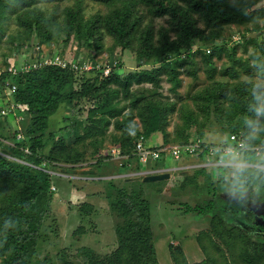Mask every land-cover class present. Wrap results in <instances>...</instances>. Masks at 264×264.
I'll list each match as a JSON object with an SVG mask.
<instances>
[{"label":"rangeland","instance_id":"rangeland-1","mask_svg":"<svg viewBox=\"0 0 264 264\" xmlns=\"http://www.w3.org/2000/svg\"><path fill=\"white\" fill-rule=\"evenodd\" d=\"M174 2L185 6L180 1ZM245 2L253 11L250 20L207 29L203 17L196 14L197 25L206 28L204 36H209L210 41L195 39V54L179 57L172 53L159 60L152 52L179 38L171 16L159 14L160 0H69L49 5L42 0L40 7L45 4L43 9L57 13L52 40L24 29L12 18L6 22L0 31L3 70L12 64L25 65V72L48 65L70 68L74 71L73 87L78 92L74 100L62 102L49 118L44 133L46 147L40 153L46 155L48 172L56 174L52 188L57 190L45 210L29 264H87L81 256L84 250H92L101 257L117 250L121 237L118 229L129 222L138 223L135 216L127 221L112 210L110 201L119 199L121 191L112 190L105 181H95L92 185L101 186V190L95 187L88 194L89 188L80 186L83 182L73 181L78 177L103 176L106 180L113 179L127 192L137 189L150 201L152 222L148 229L153 233L160 264H174L170 247L172 251L182 247L190 263L264 264L260 249L264 226L259 222L262 211L264 216V204L243 207L231 201L222 190L219 174L209 166L222 140L240 138L241 119L251 99L250 89L257 79L264 78V0ZM78 5L87 36L82 32H73L70 39L64 34L59 36L58 27L65 31L66 10ZM110 17L117 21L127 19L128 28L136 23L133 47L125 48L110 29L102 28L98 34L97 28L90 24L96 18L103 23ZM215 34L219 37L211 40ZM84 63H95L94 68L110 64L109 78L84 71L81 68ZM95 80L100 90L86 92ZM106 89L110 91L112 104L122 112L99 125L95 119L101 120V114L91 111L102 105L105 97H110L102 98L100 92ZM16 91V78L8 76L5 81L0 80V152L11 158V147L23 145L27 152L32 142L28 131L33 122L26 113L28 107L21 103L13 104V109L7 107ZM83 92L86 97L81 96ZM240 92L245 103L237 102L241 99L237 96ZM153 103L162 109V129L152 135L149 144L199 145L194 153L179 158L180 162L168 154L156 162L142 163L134 152V141L138 133H144ZM239 105L243 114L237 111ZM89 127L98 135L88 134ZM84 135L86 138L79 140ZM58 142L66 143L67 148L62 150ZM68 153L73 156L70 160ZM53 156L57 159H51ZM178 163L180 172L173 167ZM159 168L164 169L160 173H170V178L144 184L146 174ZM134 179L135 182L131 181ZM84 201L94 203L95 208L82 205ZM257 202L264 203V193L259 194ZM254 246L258 248L257 254ZM248 255L254 259H247ZM4 258L0 257V263Z\"/></svg>","mask_w":264,"mask_h":264},{"label":"trees","instance_id":"trees-1","mask_svg":"<svg viewBox=\"0 0 264 264\" xmlns=\"http://www.w3.org/2000/svg\"><path fill=\"white\" fill-rule=\"evenodd\" d=\"M41 1L0 0V31L4 28L6 22L12 18L13 21L21 24L24 29L35 31L39 37L47 40L54 39L53 24H55L57 13L51 14L48 8L43 9L45 4L40 7L39 3ZM63 1L69 0H43V2H47V5L50 2L61 3ZM95 1L109 2L112 0ZM160 1L159 14H169L171 16V21L179 34V38L174 42L168 41L163 49H155L152 53H155L156 60L166 58L172 53L179 57L182 54H195L196 49L193 40L205 39V41H210L209 36H204L206 28L222 27L235 23L240 24L245 20H250L253 13L251 6L246 4V0H236L235 4L231 3L230 0ZM174 1L185 3V6L181 7ZM68 9L65 12L66 19L64 17L66 20L65 31L62 30L63 27H58L60 29L59 33H61L59 36L64 34L67 39H70L73 32H82L84 36H87L88 33L83 31L82 28L83 14L80 5L76 8L69 7ZM254 12L257 14L258 11ZM196 14L203 17L207 25L206 28H201L197 25ZM90 24H92L93 29L97 28L96 32L98 34L102 28L110 29L115 33L117 39L124 44L125 48L133 47L132 35L136 23H133L128 28L129 22L127 19L117 21L114 17H110L103 23L100 18H96ZM217 37L219 35L215 34L211 37V40ZM82 69L84 68L82 67ZM84 71L95 72L98 74L96 77L103 75L96 68L91 70L84 69ZM23 72L25 71L20 69L18 73L5 72L0 76L2 81H5L8 76L16 78L17 91L14 97L12 96L14 98L13 101L25 104L28 107L26 113L32 116L33 122V127L28 131V135L32 137L31 145L28 147L29 151L26 152V147L23 145L21 147L18 144V146L11 147L12 158L0 152V257L5 256L0 264H29L34 255L43 219L46 215L45 210L47 211L49 208L57 190L56 187L52 188L53 177L56 174L48 172L46 155L40 153L46 147L44 133L48 129L49 118L58 111L62 102L69 99L74 100L75 92H77L73 87L74 75L72 72L74 71L70 68L48 65ZM109 76L107 75L105 78H109ZM99 90L97 80L91 81L86 88V92H98ZM86 92H83L81 96L86 97ZM100 94L104 98L105 96H110V91L106 89ZM237 96L241 98L237 102L240 103L242 101L245 103L246 99L243 92L237 93ZM104 100L105 102L102 105L91 111V114H101V120L95 119L99 125H103L106 118H117L122 112L121 109L112 104L111 96L105 97ZM239 110L240 105L237 111ZM242 111L239 112L242 113ZM149 112L150 115L144 133H138L134 141V152L136 155L137 140L143 139L148 142L153 134L162 129V109L153 103L150 105ZM89 128L88 134L98 135V132L92 131L93 127ZM96 130L98 131L97 128ZM99 132L102 133V129ZM84 138H86L85 135L84 137H79V140ZM59 142L58 145L60 144L59 146L62 150L67 148L66 143ZM156 147L164 148L167 145ZM53 150L55 151V149ZM52 158L57 159L54 156ZM70 158L72 159L73 156L68 153V160ZM84 179L78 177L73 179V181L80 180L81 183L83 182L80 185L82 187L85 185V180L89 181ZM107 180L102 179L101 181H105V184L108 183L112 190L121 191L119 192L121 194L119 199L113 202L110 201L112 210L123 215L127 221H130V218L135 216L138 223L129 222L125 227L118 229L121 233L119 246L111 255L101 257L92 250H84L81 253L84 261L87 264H160L156 247L152 242L153 233L148 229L150 228L149 224L152 222L150 201L143 198L137 189L127 192L125 187L117 186L113 179ZM131 181L135 182V179ZM144 184L147 183L144 181ZM83 204L95 208L94 203L84 201L82 202ZM262 214L263 211L259 214V222L264 226V216ZM222 217L224 220L225 216L222 215ZM237 228L240 229V226L238 225ZM171 249L173 248L170 247V251L174 264H203L202 262L190 263L182 247L176 248V251ZM260 249H262L261 254L264 258V243ZM257 250L258 248L254 246L255 254L258 252ZM251 257L254 259V256L251 255L246 258L251 259Z\"/></svg>","mask_w":264,"mask_h":264},{"label":"clouds","instance_id":"clouds-1","mask_svg":"<svg viewBox=\"0 0 264 264\" xmlns=\"http://www.w3.org/2000/svg\"><path fill=\"white\" fill-rule=\"evenodd\" d=\"M249 95L240 138L222 140L209 162L221 178L224 194L243 207L264 204L257 202L264 193V78L252 84Z\"/></svg>","mask_w":264,"mask_h":264},{"label":"built area","instance_id":"built-area-1","mask_svg":"<svg viewBox=\"0 0 264 264\" xmlns=\"http://www.w3.org/2000/svg\"><path fill=\"white\" fill-rule=\"evenodd\" d=\"M52 63V61H49ZM91 64V65H88ZM85 65V63L81 66V68L83 67L86 70H91L94 68L95 64L92 63H88ZM90 68V69H89ZM97 71L101 72L105 75H109L112 67L110 64L108 63H104V64H99L97 65ZM23 70L25 69V65L20 66V67H15V65L12 64V66H10L8 69L3 70L2 67H0V76H2L6 71L7 72H11V73H17L19 70ZM15 87H11V89H14ZM12 92L9 91V95ZM8 101H10L8 99ZM16 104V102L12 101V103H10V106L7 105V107H9V109H13L14 105ZM199 145H186V146H170V147H164V148H157L155 145H149L148 142H145L143 139H139L136 142V150L137 153L139 155V158L141 160L142 163H148L150 161H156V160H160L162 159L164 156L170 154L171 156H173L175 159H179L181 157L184 156L185 153H194V150L197 149Z\"/></svg>","mask_w":264,"mask_h":264},{"label":"crops","instance_id":"crops-1","mask_svg":"<svg viewBox=\"0 0 264 264\" xmlns=\"http://www.w3.org/2000/svg\"><path fill=\"white\" fill-rule=\"evenodd\" d=\"M156 146V145H155ZM117 157H118V155H117ZM156 161H158V160H156ZM155 161V162H156ZM175 161H179V159H175ZM180 162V161H179ZM180 164L178 163V165H174L173 167L174 168H177L176 170H177V172H180ZM162 168H164V167H162ZM160 169V170H159ZM159 169H156L155 170V172L154 173H160V172H162L164 169H161V168H159ZM129 172V171H128ZM83 178V177H82ZM85 179H88L89 181H86ZM85 188H89V189H87V191L85 190V189H79L78 190V192L79 191H86V193H88V194H92L93 192H94V188L96 187H98L99 189L98 190H100V188H101V186H98V185H92L95 181H101L102 179H106L105 178V176H103V177H100V178H97V177H91V178H87V177H85ZM100 179V180H99ZM90 184V185H89ZM89 185V186H88ZM75 190L76 189H74L73 191H72V194H74L75 193ZM74 192V193H73ZM77 194V193H76ZM78 197L80 198V195H78ZM85 198V197H84Z\"/></svg>","mask_w":264,"mask_h":264},{"label":"water","instance_id":"water-1","mask_svg":"<svg viewBox=\"0 0 264 264\" xmlns=\"http://www.w3.org/2000/svg\"><path fill=\"white\" fill-rule=\"evenodd\" d=\"M71 172H76L74 170H72ZM171 174L170 173H149L146 174V176L144 177V181L145 182H154V181H162L164 179H168L170 178Z\"/></svg>","mask_w":264,"mask_h":264}]
</instances>
